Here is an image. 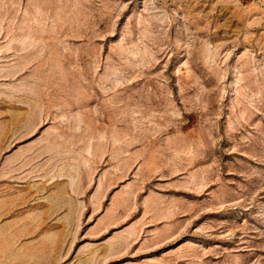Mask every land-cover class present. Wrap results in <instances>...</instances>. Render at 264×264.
<instances>
[{
	"label": "rangeland",
	"instance_id": "obj_1",
	"mask_svg": "<svg viewBox=\"0 0 264 264\" xmlns=\"http://www.w3.org/2000/svg\"><path fill=\"white\" fill-rule=\"evenodd\" d=\"M0 264H264V0H0Z\"/></svg>",
	"mask_w": 264,
	"mask_h": 264
}]
</instances>
